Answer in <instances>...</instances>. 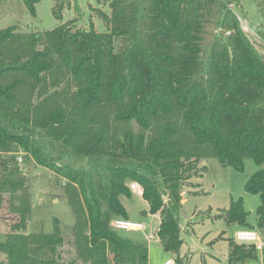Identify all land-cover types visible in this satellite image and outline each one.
<instances>
[{
	"label": "trees",
	"instance_id": "obj_1",
	"mask_svg": "<svg viewBox=\"0 0 264 264\" xmlns=\"http://www.w3.org/2000/svg\"><path fill=\"white\" fill-rule=\"evenodd\" d=\"M22 1L35 16L39 0ZM53 1L58 20L72 8L82 18L76 0ZM241 1L96 0L110 11L96 12L105 32L77 19L41 34L0 30V215L7 204L14 216L0 264H64L56 223L29 230L20 154L64 181L76 219L69 264H149L145 243L112 228L129 220V182L159 217L163 250L188 264L184 189L210 157L238 172L254 160L245 190L260 199L256 226L242 199L216 218L264 238V55L233 8ZM254 1L264 17V0ZM228 245L227 264L260 262L254 248Z\"/></svg>",
	"mask_w": 264,
	"mask_h": 264
},
{
	"label": "rangeland",
	"instance_id": "obj_2",
	"mask_svg": "<svg viewBox=\"0 0 264 264\" xmlns=\"http://www.w3.org/2000/svg\"><path fill=\"white\" fill-rule=\"evenodd\" d=\"M76 1L81 7L82 18L78 19V15L72 8L65 11L61 21L53 14L55 5L53 0H39L35 16L29 12L22 0H0V30L15 27L19 32L41 34L77 19L80 20L79 24L82 27L93 26L97 31L105 32L106 26L96 12L100 10L110 15L108 7L100 6L96 0ZM240 4L233 8L239 16L242 28L264 55V49L260 46L264 43L262 39L264 17L260 14L254 0H242ZM20 157L23 162L19 163L28 181L32 197L29 230L52 233L56 223L64 239V245L60 250L63 263L69 264L77 258L74 246L76 219L68 202L64 181L54 172L36 166L23 154H20ZM200 167H207L205 173L201 172L202 178H193L184 189L188 193L185 196L187 201L183 209L184 220L189 222L190 226L186 228L183 235L188 244L185 242L186 246L182 253L186 256L185 261L188 264H227L228 240L233 239L235 233L242 228L236 225L227 226L223 221L217 220L216 216L229 208L231 200L242 199L244 209L249 214L248 223L253 227L256 226V210L260 199L246 192L245 185L258 167L253 159L248 158L245 160L244 172H238L232 167H222L213 157L204 159ZM133 183H128L129 188ZM200 193L202 195H193ZM121 201L128 210L130 221L145 225L142 231L121 232V234L132 241L145 243L149 249V264H161L167 255L156 236L157 222L141 213L147 205L137 192L132 195V198L123 197ZM4 208L0 215V242L5 240L10 224L3 217ZM222 231L224 235L221 234ZM0 258L4 257L0 255Z\"/></svg>",
	"mask_w": 264,
	"mask_h": 264
},
{
	"label": "built area",
	"instance_id": "obj_3",
	"mask_svg": "<svg viewBox=\"0 0 264 264\" xmlns=\"http://www.w3.org/2000/svg\"><path fill=\"white\" fill-rule=\"evenodd\" d=\"M18 160L21 163L23 162L22 157H19ZM130 190L132 195L137 192L140 197H142L143 189L138 183L134 182L130 186ZM112 228L117 232H131L142 231L145 229V225L140 222H133L130 220H115L112 223ZM233 239L237 244L254 248L260 257V262L256 264H263L264 238L259 231L240 229L235 233ZM164 264H175V262L173 260H168Z\"/></svg>",
	"mask_w": 264,
	"mask_h": 264
},
{
	"label": "crops",
	"instance_id": "obj_4",
	"mask_svg": "<svg viewBox=\"0 0 264 264\" xmlns=\"http://www.w3.org/2000/svg\"><path fill=\"white\" fill-rule=\"evenodd\" d=\"M141 199H142V197H141ZM143 200V199H142ZM144 201V200H143ZM186 201H187V199L185 198L184 199V201H183V206L185 205V203H186ZM144 203L146 204V202L144 201ZM147 205V204H146ZM8 205L7 206H5V208H4V219H6L7 220V222L9 221L10 223L11 222H13L14 221V216L13 215H11L9 212H8ZM147 209H148V207L146 208V209H144V210H142V215H148L147 217H149V218H152L153 220H155L156 222H157V225H159V217L157 216V215H155V216H152V215H149V214H146V212H147ZM127 210V209H126ZM127 212H128V210H127ZM129 220H131L130 218H129ZM6 222V223H7ZM29 227H30V221H29ZM223 232V231H222ZM199 239H202V238H199ZM185 242L187 243V241L185 240ZM188 244V243H187ZM184 246H186V245H184ZM184 246H183V248H184ZM183 248H182V250H183ZM182 250H181V254L182 255H184L183 253H182ZM166 259H165V261H163L161 264H164L166 261H168V260H173L174 259V256L173 255H171V254H169V253H166Z\"/></svg>",
	"mask_w": 264,
	"mask_h": 264
}]
</instances>
